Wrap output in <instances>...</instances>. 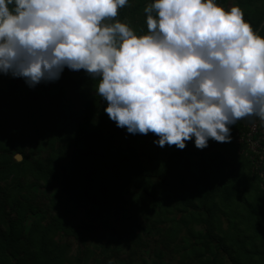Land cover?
Segmentation results:
<instances>
[{"label":"clouds","instance_id":"obj_1","mask_svg":"<svg viewBox=\"0 0 264 264\" xmlns=\"http://www.w3.org/2000/svg\"><path fill=\"white\" fill-rule=\"evenodd\" d=\"M130 0H0V75L34 89L83 70L104 112L153 144L198 150L228 143L239 121L264 125V36L237 4L148 0L145 27ZM23 160L22 152L14 157Z\"/></svg>","mask_w":264,"mask_h":264},{"label":"rangeland","instance_id":"obj_2","mask_svg":"<svg viewBox=\"0 0 264 264\" xmlns=\"http://www.w3.org/2000/svg\"><path fill=\"white\" fill-rule=\"evenodd\" d=\"M219 2L225 8H230L237 4L240 6L243 1L218 0ZM262 3L264 1L257 0L251 8H243L245 18L254 15L258 7L262 8ZM137 17L139 16H135ZM139 21L141 20H137V23ZM6 78L7 76L0 75V94L11 96L9 110L20 116L10 124L11 127H17L16 130L12 127L14 137L9 139L8 144L13 146L12 155L16 162V153L22 152L24 159L18 163L26 162L31 166H28V174L19 178L15 176L14 180L8 179L1 184L8 196L0 198V264L45 262V257L40 259L44 253L38 242L40 237H31L30 232L35 224L51 229V237L47 239L50 248L56 246L60 250H68L71 260H65L62 264H236L235 260L239 257H242L244 264H264V204H261L258 195L253 194L255 185L251 181L253 173L250 166L246 178L235 173L237 180L240 176L245 178L243 181L249 191L229 202L221 200L219 195L214 199L222 211L215 217L219 219L215 222H181L179 219L183 214L189 215L197 209L190 207L184 213L178 209L177 199L170 198L163 192L160 193L163 200L161 208H155L151 212L142 211L144 204H140V199L144 197L130 182L128 173L124 172L129 166L120 167L122 170L110 167L106 171L109 174L108 185L104 188L103 173L97 170L104 163L100 158H94L88 152L83 155L80 151L84 141V138L80 139L83 137V129L99 137L91 150L93 154H103L107 161L114 159L118 163L122 154H129L134 148L144 144L142 134L127 133L108 118L103 110L106 102L95 95L98 82L91 86L93 90L89 94L97 104L94 108L91 106L86 114L76 112L74 102H63L62 110L51 104L46 97L30 107L25 100V90L18 87L14 90L19 85L11 86ZM245 120L235 125L232 137L234 149L230 147L231 150L226 152L224 146L229 144L209 140L224 157L227 165L225 174L231 180L235 175L231 177L233 171L228 166L233 164L237 152L236 134ZM7 129L11 132V128ZM145 138L152 142L157 139L152 133L145 135ZM4 142L0 133V147ZM88 142L86 138L84 144ZM147 145L150 146L149 141ZM73 166L79 169V175L83 178L86 176V179H91L92 184L84 189L70 187L69 177ZM40 168L46 171L41 179L38 178ZM153 182L158 181L153 179ZM90 192H107L108 198L103 202L102 209L105 214L102 217H99L101 206L93 203V195H88ZM61 211L62 215L59 216ZM71 213L73 218L66 221L64 226L70 233L60 224L58 226L57 222L62 223V219ZM17 223L23 229L19 244L11 240ZM80 229L93 235V238L83 239ZM245 237L249 238L244 239ZM243 243L247 245L251 255L238 252L232 255V252L225 251V248L232 249Z\"/></svg>","mask_w":264,"mask_h":264},{"label":"trees","instance_id":"obj_3","mask_svg":"<svg viewBox=\"0 0 264 264\" xmlns=\"http://www.w3.org/2000/svg\"><path fill=\"white\" fill-rule=\"evenodd\" d=\"M242 1L243 2L240 4V7L243 10V8H251L252 5L256 4L257 0ZM130 2L133 6L130 8L125 6L123 9L118 10V15L114 19L123 21L126 17L131 22L130 26L133 27V29L137 27H145L146 30V25H144L145 17L143 7L146 5L148 0H130ZM218 4H220V2ZM262 6V8L258 7V10L255 11L254 15L247 17L246 20L251 23L254 29H259L260 34L264 36V3H262ZM135 16L139 17L135 18ZM137 20H141L139 21L140 23H137ZM6 80L9 84H11V86L18 85L15 81L9 79L8 77ZM95 82L97 81H92L83 70H80L78 73L67 75L63 80L62 85H59L51 90H44L40 87L30 89L27 86L21 85L14 87V90H16L17 87L21 88L22 91L25 90V100H27L30 107H33L34 103H38L40 99L46 97L51 104L56 105L58 108L60 107L62 110L64 108L63 102H74L73 107H75L76 112L79 111L87 114L91 110V106L94 108L95 104H97L96 102L94 103V97L91 98L90 96L93 90L91 86L95 84ZM10 98L11 96H8V94H0V133L5 141L0 147V198L2 199L7 198L8 193L1 187V184L8 179L14 180L15 176L19 178L23 174H28V166H31L26 162H16L12 155L13 146L10 147L8 144L9 139L11 140L14 137L12 127L15 130L17 127V125H12L11 127L10 124H12L13 120H18L20 118L19 114H13L9 110V104L11 102ZM78 106L80 108L76 109ZM80 109H84L85 112ZM238 126L237 130H239ZM8 127L11 128V132L7 129ZM235 129L236 127L232 126V137ZM82 133L83 137L81 136L80 139L84 138V141L81 143L83 148L80 151L83 155L85 154L84 152H88L89 154H92L94 158H100L99 160L104 163L101 168L97 169L103 173L102 186L104 188L108 185L107 178L109 174L106 171L110 167H116V170H122L123 167L129 166L127 168L128 170H125L124 172L128 173L130 182L134 184V187L141 191L140 194L144 197V199H140V204H144V209H141L142 211L151 212V210L155 208H161L163 200L160 198V193L163 192L168 194L170 198L177 199V206L180 211L185 213V210H190V207L197 209V211L193 210V212H191V214L189 213V215L183 214L181 219H179L181 222H186V220H199L204 223H212L219 220L215 217L218 213L222 212L219 205L214 201L217 195L220 196L221 200L229 202L244 195V192L247 190L249 191L248 186H246L243 180H245L247 171H249L248 167L250 166L252 169L251 162L239 153L238 145H235V151L237 152L233 159V164L228 166V168H231L233 171L231 177L236 173L238 175L241 174L245 176V178L240 176V179L237 180V175H235L231 180L229 177L227 178L225 174V168H227V165L224 161V157H222L221 153L218 149H216V147H214L212 142H208V146L206 148L198 150L194 146L193 141H188L186 142V147L183 150H179L175 147V145L171 147L165 145L161 148L153 144L152 141L148 140L145 138V135H143L141 138L143 139L144 144H140V146L134 148L129 154H122L119 162L116 163L114 159L107 161L106 158L103 157V154H93L91 147L97 143L99 137L86 129H83ZM86 138L89 142L84 144ZM148 141L150 142V146L147 145ZM227 144L229 145L224 146L227 149L226 152L230 151L231 148L234 149L232 139ZM83 161L86 160L84 159ZM120 167L122 168L120 169ZM77 169L78 168L75 166L72 168V173L69 177L70 187L76 188L77 186L80 189H84V187L86 188L88 185H91V179H86V176L83 178V176L79 175L80 171ZM44 174H46V171L40 168L38 178H44ZM55 174L56 173L54 171L53 175ZM80 177L83 179H79ZM153 179H157L158 182H153ZM226 179H228L227 183ZM251 181L255 185L253 194L258 195L260 197L258 199L261 200V204H264V190L260 187L259 180L253 176ZM91 192L88 195H93V203L97 206H101V215L99 217H102L103 214H105L102 209L104 207L103 202L107 201L108 198L107 192L104 194H100L99 192L98 194H91ZM89 212H91V209ZM61 215L62 211L59 216ZM0 218H2L1 213ZM71 218H73V213H71V215H66L62 219L63 224L58 221V226L59 224L63 227L66 226V221L71 220ZM14 228L16 230L13 229V236L11 237V240L13 239L17 242V244H19L21 243L20 237L23 229L20 223H17ZM64 228L66 232L71 233L68 228ZM86 228H89V225H86ZM59 229L60 227L57 230ZM47 230L48 228H44L43 225L35 224L30 232L31 237L34 235H38L40 237L38 242L43 247L42 251L44 252L40 259L43 260V257H45V262H43V264H62L65 260L70 261L71 257H68V250H60L56 246L50 248L47 239L51 237V229L48 230L47 234H44ZM83 233L84 232H82L83 239L89 237L93 238V235L90 233ZM248 238L249 237H245L244 239ZM241 242L243 241L241 240ZM225 251L229 253L232 252V255L235 254V252L243 255L252 254L249 250H247V245L244 243L237 244L232 249L225 248ZM241 258L242 257H239L235 260L236 264H244L242 262L243 260L241 261Z\"/></svg>","mask_w":264,"mask_h":264},{"label":"built area","instance_id":"obj_4","mask_svg":"<svg viewBox=\"0 0 264 264\" xmlns=\"http://www.w3.org/2000/svg\"><path fill=\"white\" fill-rule=\"evenodd\" d=\"M73 73H78V71L65 68L58 81L48 84L41 83L36 87L51 90L62 85L66 76ZM7 77L18 85L26 86L22 79ZM235 142L239 147V153L251 162L253 176L259 180L260 187L264 190V125H261L258 119L255 120V123L246 119L243 122V127L236 134Z\"/></svg>","mask_w":264,"mask_h":264}]
</instances>
